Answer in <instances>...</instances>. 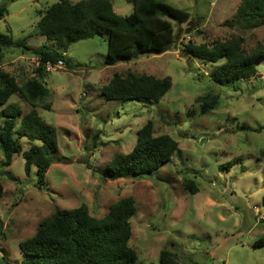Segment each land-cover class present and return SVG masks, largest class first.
Returning <instances> with one entry per match:
<instances>
[{"label": "rangeland", "instance_id": "rangeland-1", "mask_svg": "<svg viewBox=\"0 0 264 264\" xmlns=\"http://www.w3.org/2000/svg\"><path fill=\"white\" fill-rule=\"evenodd\" d=\"M58 1L0 0V35L30 47L2 49L0 71L18 85L38 78L35 49L60 50L36 34L39 14ZM110 2L116 14L132 13L125 0ZM166 4L190 15L187 23L175 25L176 39L166 52L106 66L107 42L95 36L67 49L64 55L73 68L62 63L38 78L49 95L36 110L55 128L57 150L39 187L36 168L27 176L21 154L3 167L0 151V264H20L19 244L56 209L85 204L91 216L101 219L127 197L136 209L128 241L136 264H159L162 251L175 264H264V248L253 247L264 238V60L255 76L221 86L209 77L213 64L185 54L189 42L210 44L234 36L243 37L249 50L264 44V26L243 30L231 22L240 0ZM115 73L169 77L171 87L158 103L106 101L100 89ZM8 104L18 106L22 115L30 110L17 94ZM3 121L0 116V128ZM148 122L154 136L168 135L177 142L170 162L138 179H104L107 164L132 150L137 131ZM18 143L22 151L39 144L25 138ZM190 182L197 189L194 195Z\"/></svg>", "mask_w": 264, "mask_h": 264}, {"label": "trees", "instance_id": "trees-1", "mask_svg": "<svg viewBox=\"0 0 264 264\" xmlns=\"http://www.w3.org/2000/svg\"><path fill=\"white\" fill-rule=\"evenodd\" d=\"M166 1L125 0L132 6V13L126 16L116 14L110 0H81L77 3L59 0L52 4L43 14H39L36 34L53 42L60 50L41 47L33 51L37 58L38 78H44L47 64L55 65L62 61L68 69L73 68L64 55L67 49L95 36L103 37L107 42L106 66L166 52L176 39L175 25L187 23L190 18L187 12L167 5ZM231 22L243 30L264 26V0H240ZM3 48L30 51V47L13 41L10 35H0V62ZM185 54L213 64L214 68L209 74L211 81L221 86H231L257 74L256 66L264 60V44L257 43L246 50L244 38L234 36L210 44L189 42L185 46ZM38 78L18 85L14 77L0 71V106L3 107L0 116L4 118L0 128V151L3 167L10 166L14 155L21 154L27 176L32 167L36 168V184L39 187L53 163L52 154L57 150V138L55 128L47 124L36 110L49 95ZM170 87L169 77L158 79L115 73L110 82L101 87L100 96L106 101L158 103ZM15 94L29 106L30 110L25 115L18 106L8 104ZM42 106L50 109L48 105ZM23 138L39 144L22 151L18 140ZM176 151L177 142L168 135L154 136L152 124L148 122L137 131L132 150L115 156L101 176L114 181L151 175L170 162ZM235 164L234 161L226 166L228 168ZM189 184L190 193L196 194L193 183ZM135 212L134 201L130 197L112 204L101 219L91 216L85 204L72 210L56 209L52 216L39 223L31 238L19 244L23 255L20 264H136L137 255L128 246L131 238L130 219ZM253 247L264 248V238L255 241ZM3 264L9 263L4 260ZM159 264L175 262L168 252L162 251Z\"/></svg>", "mask_w": 264, "mask_h": 264}, {"label": "built area", "instance_id": "built-area-1", "mask_svg": "<svg viewBox=\"0 0 264 264\" xmlns=\"http://www.w3.org/2000/svg\"><path fill=\"white\" fill-rule=\"evenodd\" d=\"M53 66H62V61H58L55 65H50V64H47L46 66H45V69L47 70H49L50 69V67L52 68Z\"/></svg>", "mask_w": 264, "mask_h": 264}]
</instances>
